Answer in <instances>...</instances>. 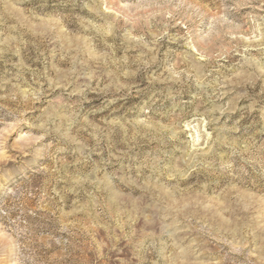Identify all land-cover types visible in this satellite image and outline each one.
I'll return each mask as SVG.
<instances>
[{"label": "rangeland", "instance_id": "obj_1", "mask_svg": "<svg viewBox=\"0 0 264 264\" xmlns=\"http://www.w3.org/2000/svg\"><path fill=\"white\" fill-rule=\"evenodd\" d=\"M0 264H264V0H0Z\"/></svg>", "mask_w": 264, "mask_h": 264}]
</instances>
